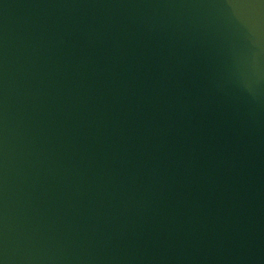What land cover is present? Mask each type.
<instances>
[{"label": "water", "instance_id": "water-1", "mask_svg": "<svg viewBox=\"0 0 264 264\" xmlns=\"http://www.w3.org/2000/svg\"><path fill=\"white\" fill-rule=\"evenodd\" d=\"M2 264H264V0H0Z\"/></svg>", "mask_w": 264, "mask_h": 264}, {"label": "snow or ice", "instance_id": "snow-or-ice-1", "mask_svg": "<svg viewBox=\"0 0 264 264\" xmlns=\"http://www.w3.org/2000/svg\"><path fill=\"white\" fill-rule=\"evenodd\" d=\"M0 264H2V261H0Z\"/></svg>", "mask_w": 264, "mask_h": 264}]
</instances>
